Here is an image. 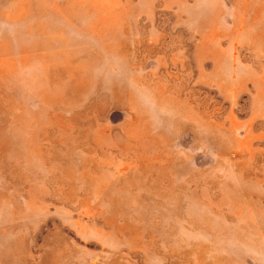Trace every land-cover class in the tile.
<instances>
[{"label":"rangeland","instance_id":"obj_1","mask_svg":"<svg viewBox=\"0 0 264 264\" xmlns=\"http://www.w3.org/2000/svg\"><path fill=\"white\" fill-rule=\"evenodd\" d=\"M0 264H264V0H0Z\"/></svg>","mask_w":264,"mask_h":264}]
</instances>
